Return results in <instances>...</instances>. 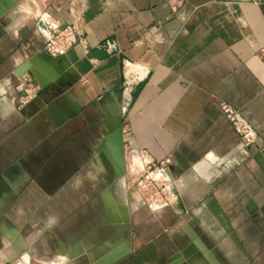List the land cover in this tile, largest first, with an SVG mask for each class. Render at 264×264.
Here are the masks:
<instances>
[{"label":"crops","instance_id":"crops-1","mask_svg":"<svg viewBox=\"0 0 264 264\" xmlns=\"http://www.w3.org/2000/svg\"><path fill=\"white\" fill-rule=\"evenodd\" d=\"M0 264H264V1L0 0Z\"/></svg>","mask_w":264,"mask_h":264},{"label":"built area","instance_id":"built-area-1","mask_svg":"<svg viewBox=\"0 0 264 264\" xmlns=\"http://www.w3.org/2000/svg\"><path fill=\"white\" fill-rule=\"evenodd\" d=\"M254 2H260L264 0H253ZM53 35L51 39L45 44V50L52 55H57L64 52L74 41L75 34L73 28L68 26L61 29L58 26H53ZM222 111L230 121L234 131L238 134L241 141L245 145H251L256 140V134L253 128L241 118L237 109L233 106L224 104L222 105Z\"/></svg>","mask_w":264,"mask_h":264},{"label":"water","instance_id":"water-1","mask_svg":"<svg viewBox=\"0 0 264 264\" xmlns=\"http://www.w3.org/2000/svg\"><path fill=\"white\" fill-rule=\"evenodd\" d=\"M111 141V150L115 156L116 165L119 175L123 174V140L121 129L117 127L109 136Z\"/></svg>","mask_w":264,"mask_h":264},{"label":"rangeland","instance_id":"rangeland-1","mask_svg":"<svg viewBox=\"0 0 264 264\" xmlns=\"http://www.w3.org/2000/svg\"><path fill=\"white\" fill-rule=\"evenodd\" d=\"M112 123L107 127V129L109 130L108 132H109V134H111L113 131H112Z\"/></svg>","mask_w":264,"mask_h":264}]
</instances>
